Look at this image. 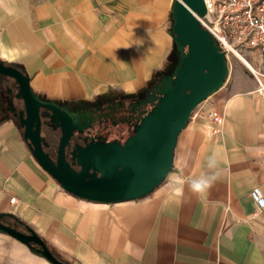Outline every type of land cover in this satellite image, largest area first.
<instances>
[{
	"label": "crops",
	"instance_id": "0c3cea01",
	"mask_svg": "<svg viewBox=\"0 0 264 264\" xmlns=\"http://www.w3.org/2000/svg\"><path fill=\"white\" fill-rule=\"evenodd\" d=\"M172 1L0 0V59L55 102L134 93L172 66ZM196 110L165 178L141 197L104 203L52 178L0 106V213L72 264H264V209L249 194L254 186L264 194V98L254 88L234 92L217 133ZM213 153L218 179L194 194L190 182L210 172Z\"/></svg>",
	"mask_w": 264,
	"mask_h": 264
},
{
	"label": "water",
	"instance_id": "95a60500",
	"mask_svg": "<svg viewBox=\"0 0 264 264\" xmlns=\"http://www.w3.org/2000/svg\"><path fill=\"white\" fill-rule=\"evenodd\" d=\"M205 11L204 0L172 1L169 33L173 60L170 73H164L160 81L161 95L155 106L123 144H77L71 150V162L65 159V146L73 129L82 127L81 121H74L57 102L36 95L27 73L0 59V75L12 77L17 84L15 97L22 105L19 115L23 138L37 163L66 191L81 198L114 203L141 197L165 178L173 165L178 134L195 107L221 87L228 74L224 51L195 15L201 16ZM8 105L15 108L13 101ZM40 107L61 130L55 160L43 148L48 142L40 134ZM25 229L4 222L0 213L1 232L26 244L52 264H68L52 252L32 227L25 225Z\"/></svg>",
	"mask_w": 264,
	"mask_h": 264
},
{
	"label": "flooded vegetation",
	"instance_id": "af4514ba",
	"mask_svg": "<svg viewBox=\"0 0 264 264\" xmlns=\"http://www.w3.org/2000/svg\"><path fill=\"white\" fill-rule=\"evenodd\" d=\"M166 73H170V69ZM163 75L134 93L104 92L87 101L57 102L74 121L82 123L81 128L73 129L65 146V159L71 162V150L77 144L85 145L90 141L123 144L134 133L135 126L140 123L143 116L155 106L161 95L159 90ZM4 81V75H0V106L20 126L22 119L19 110L22 105L19 103L20 99L15 97L17 84L12 77L7 84H4ZM11 101L15 106L13 110L8 105ZM39 111L40 134L48 142V145H43V148L55 160L61 130L58 124L46 115L45 108L40 107ZM72 167L79 169L77 164H72Z\"/></svg>",
	"mask_w": 264,
	"mask_h": 264
},
{
	"label": "built area",
	"instance_id": "2783aa9c",
	"mask_svg": "<svg viewBox=\"0 0 264 264\" xmlns=\"http://www.w3.org/2000/svg\"><path fill=\"white\" fill-rule=\"evenodd\" d=\"M204 4L205 13L195 14L200 25L215 38L227 60L235 55L247 61L255 91L264 98V0H204ZM207 116L210 130L219 132L223 117L211 111ZM249 194L256 210L262 211V189L254 186ZM9 200L14 201L15 196Z\"/></svg>",
	"mask_w": 264,
	"mask_h": 264
},
{
	"label": "rangeland",
	"instance_id": "374dc122",
	"mask_svg": "<svg viewBox=\"0 0 264 264\" xmlns=\"http://www.w3.org/2000/svg\"><path fill=\"white\" fill-rule=\"evenodd\" d=\"M2 17L3 14L0 12V18ZM227 63L228 74L223 85L201 101L195 107L197 110L194 109L197 111V115L202 113L206 121H209L207 114L210 111L217 114L224 112L226 101L234 92H246L252 88L255 89V81L244 61L235 55H229ZM4 78V84L11 80L9 76H4ZM3 220L14 227L26 230L23 224L18 223L13 218L6 217ZM44 259L38 253L29 250L26 244L0 231V264H39Z\"/></svg>",
	"mask_w": 264,
	"mask_h": 264
},
{
	"label": "clouds",
	"instance_id": "9594fccd",
	"mask_svg": "<svg viewBox=\"0 0 264 264\" xmlns=\"http://www.w3.org/2000/svg\"><path fill=\"white\" fill-rule=\"evenodd\" d=\"M207 166L210 170L209 173L202 174L201 176L194 178L190 182V188L194 194L200 195L205 193L212 187L213 183L218 179L219 173L215 171V169L218 168V160L216 158L215 153H213L212 156H209Z\"/></svg>",
	"mask_w": 264,
	"mask_h": 264
},
{
	"label": "trees",
	"instance_id": "16d2710c",
	"mask_svg": "<svg viewBox=\"0 0 264 264\" xmlns=\"http://www.w3.org/2000/svg\"><path fill=\"white\" fill-rule=\"evenodd\" d=\"M4 63H10L8 61H3ZM2 218L4 217H10L15 219V221H17L20 224H23L24 226L27 225L29 226L27 223L23 222L21 219H19L18 217H16L15 215H12L10 213H1ZM43 238V237H42ZM44 239V238H43ZM44 241L49 245L50 249L52 250V252L62 261L68 263V264H72L70 261H68L65 257H63L61 254H59V252L55 249V247H53L52 245H50L45 239Z\"/></svg>",
	"mask_w": 264,
	"mask_h": 264
},
{
	"label": "bare ground",
	"instance_id": "6f19581e",
	"mask_svg": "<svg viewBox=\"0 0 264 264\" xmlns=\"http://www.w3.org/2000/svg\"><path fill=\"white\" fill-rule=\"evenodd\" d=\"M242 61H244V63H247V61L245 59H242Z\"/></svg>",
	"mask_w": 264,
	"mask_h": 264
}]
</instances>
